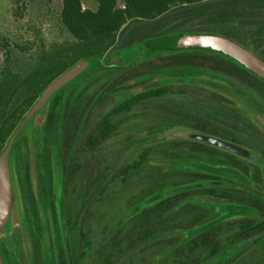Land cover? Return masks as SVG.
<instances>
[{
    "label": "rangeland",
    "instance_id": "rangeland-1",
    "mask_svg": "<svg viewBox=\"0 0 264 264\" xmlns=\"http://www.w3.org/2000/svg\"><path fill=\"white\" fill-rule=\"evenodd\" d=\"M81 1L86 8H97L96 0ZM61 9L62 0H0V70L5 59L6 46L3 38L9 42L10 49L14 48L11 52L14 57L20 50L15 47L16 43L31 45L35 50L43 43L48 45L69 39L70 34L61 22ZM198 53L189 52L192 55ZM171 55L164 53L160 56L165 58ZM145 61L146 58L138 52L135 45L110 52L100 59V65L94 66L65 86L61 93L63 103L59 108L60 124L66 118V121L70 119L81 128L72 144L63 143L58 133L46 134L44 131L48 107L36 117L32 127L22 136L17 148L21 156L19 160L23 166H28L41 220H46V211L53 197L58 210L57 193L59 190L61 192V178L77 147L98 120L120 101L138 92L159 87V79L165 80L166 86L171 87L183 86V82L192 85L196 83L192 78H210L207 76L232 82L241 90L248 87L242 83L249 82L251 86H258L257 82L237 81L220 72H202L193 66L168 63L149 70L145 79L132 78V70ZM120 77H126L127 82L118 84L116 80ZM111 84L113 85L109 87ZM248 89L251 90L247 88L246 93ZM190 98L191 96L168 92L142 102L120 116L122 123L117 131L96 150L101 168L99 185L89 187L86 180L79 177L73 197L75 205L69 210L65 206L67 223L70 222L68 233L73 258L80 259L78 264H231L229 257L241 254L244 247L251 245L250 239L237 242L231 239L228 244H223L222 251L217 256L210 258L207 247L192 250L190 242L196 235L187 238L189 230L186 231L182 224H178L183 212H174L181 208L165 212L164 218L166 216V222H169L166 225L163 217L151 221L144 218L140 221L146 212L142 209H149L145 204L134 212L136 204L142 203L143 197L156 194L166 186L167 175L163 172L166 150L163 141L164 138L171 140L172 129L165 126V123L168 118L178 122L182 114L192 112L193 107L190 105L194 101ZM72 128L74 129L73 126ZM149 148L152 152L149 156L146 153L145 160H142L144 151H149ZM14 171L18 200L13 206L12 227L8 233L2 232L3 240L10 242L8 249L12 260L21 255V244H32L26 227L25 199L16 173V163ZM84 202L87 204V211L80 227L85 233V239L80 237L79 225L75 222L78 208ZM127 212L133 215L132 219L128 222L120 220ZM169 224L172 230L163 232L162 230H166L164 227ZM147 230L159 232L144 238ZM262 235L264 239V233ZM41 242L43 260L53 264V250L48 247L45 232ZM63 246L65 249L64 238ZM31 260L29 252L28 264H34ZM66 263L68 264L67 255ZM240 264H264V242L257 245Z\"/></svg>",
    "mask_w": 264,
    "mask_h": 264
},
{
    "label": "trees",
    "instance_id": "trees-1",
    "mask_svg": "<svg viewBox=\"0 0 264 264\" xmlns=\"http://www.w3.org/2000/svg\"><path fill=\"white\" fill-rule=\"evenodd\" d=\"M96 1L97 8L93 10L84 7L81 0H62L60 18L70 34L69 39L55 41L48 45L43 43L35 50L31 45L16 43L15 47L20 50L14 57L11 54L14 48L10 49L9 42L3 38L6 47L4 64L0 70V151L40 93L59 74L81 59H96V67L100 65V59L106 54L124 50L133 45L137 46L138 52L146 58L144 64L132 70L134 79H145L152 69L167 63L193 66L202 72H220L237 81L257 82L258 86L252 85L251 88L260 91L264 97V82L236 60L220 52L205 49H163L156 48L152 44L154 39L166 35L214 32L234 39L264 60V0ZM192 51L199 53L189 54ZM164 53L172 55L165 58L160 56ZM116 82L118 84L127 82V78H117ZM159 82V87L138 92L110 108L79 144L61 178L66 210L75 205L73 197L79 177H83L89 187L99 185L101 168L96 150L117 131L122 123L120 118L122 114L131 111L133 107L146 100L161 97L168 92L180 94L188 92L193 101L207 103L202 94L191 93L195 86L171 87L166 86L165 80L159 79ZM64 88L50 100L44 131L46 134L58 133L63 143L69 145L75 141L80 126L70 119L66 121V118L60 124L59 108L63 103L61 93ZM25 133L20 136L14 146L13 162L16 163V173L25 199L29 239L32 244H38L44 253L41 240L45 232L48 247L53 250L52 256L55 259L53 264H67L56 200L54 197L50 199L45 215L46 220H41L28 166H23L19 160L21 156L17 148ZM26 196H28L27 199ZM154 207L157 210L167 211L175 208L176 203L171 202L170 205L165 206V200H161ZM86 211L87 204L84 202L79 206L75 220L79 225L80 237L83 239H85V233L80 225L86 216ZM251 213H254V208ZM69 226L70 222L66 227L68 232H70ZM211 229L193 238L192 241H198L201 244H191L192 250L198 247L209 248L210 258L217 256L223 248L222 243L214 240ZM262 233H264V218H253L249 230L236 232L235 238H232L234 242L250 239L251 245L244 247L241 254L229 257L232 260L231 264H240L257 245L263 244ZM148 235L150 232L145 231L143 237L146 238ZM4 244V256L9 264H14L8 249L10 242L5 241ZM43 264H49V262L44 260Z\"/></svg>",
    "mask_w": 264,
    "mask_h": 264
},
{
    "label": "flooded vegetation",
    "instance_id": "flooded-vegetation-1",
    "mask_svg": "<svg viewBox=\"0 0 264 264\" xmlns=\"http://www.w3.org/2000/svg\"><path fill=\"white\" fill-rule=\"evenodd\" d=\"M207 77L226 83L240 100L201 84L190 85L183 82L185 83L183 86L186 87L195 85L191 93L202 94L207 103L194 101V104L190 105L193 107L192 112L182 114L178 122L173 118L167 119L165 126L172 129L170 131L172 138L171 140L164 138L163 141L166 150L164 153L166 166L163 172L167 178L166 186L157 192L161 193V198L157 202L165 200V206L175 202L176 207L181 209L174 212H183L178 223H181L186 231L214 221V224L204 231L212 228L214 240L228 244L236 232L249 230L253 218H264V128L246 106L249 105L264 115V97L260 91L252 89L249 82L242 83L248 87L241 90L232 82L220 80L215 76ZM247 88L251 89H248V93ZM183 95L191 96L188 92ZM194 133L236 144L250 154L244 156L210 141L193 138ZM149 149L144 151L142 160H145L146 153L149 156L150 152L155 151L154 147L152 151ZM157 202L148 204L146 197H143L142 203L136 204L138 209H141L143 204L149 207L148 210L142 209L146 212L140 221L144 218L151 221L163 217L165 225L169 223L166 222V216L164 218L166 211L154 207ZM233 206L249 209L242 213L233 210ZM253 208L254 213H251ZM132 217L133 215L127 212L120 220L128 222ZM164 229L166 230H162L163 232L172 230L170 224ZM147 231L152 236L159 232ZM4 242L1 232L2 252ZM190 244L201 243L191 241ZM29 252L32 263L43 264V252L38 244H21V255L12 261L28 264ZM79 260L75 259L74 263L78 264Z\"/></svg>",
    "mask_w": 264,
    "mask_h": 264
},
{
    "label": "water",
    "instance_id": "water-1",
    "mask_svg": "<svg viewBox=\"0 0 264 264\" xmlns=\"http://www.w3.org/2000/svg\"><path fill=\"white\" fill-rule=\"evenodd\" d=\"M152 44L156 48L163 49H205L220 52L236 60L239 64H241L264 82V60L255 54L251 49L240 43H237L230 37L218 35L214 32H194L192 34L166 35L158 37L153 40ZM96 64V59H81L54 78L37 97L35 102L26 112L25 116L16 126L6 145L0 151V233L7 232L11 229L13 222V206L18 200L17 182L13 162V150L17 140L23 133L32 127L36 117L46 111L50 100L59 90L92 69ZM194 82L219 90L240 100L236 93L224 82L202 77L194 78ZM246 106L256 116L257 120L264 128V115L251 106ZM192 137L199 140L210 141L212 144L223 146L244 156L250 154L249 151L236 144L224 142L212 136L194 133ZM188 187L191 186H185V188ZM160 198L161 193H156L147 197L146 202L148 204H152L157 202ZM57 201L68 264H74L71 240L66 228L67 218L62 189L61 192L59 190L57 193ZM232 208L233 210L242 213H246V211L249 209L248 207L240 206H233ZM136 210H138V206H135L134 212ZM213 224L214 221H210L195 229H190L187 234V238L201 233ZM0 264H9L3 255L1 245Z\"/></svg>",
    "mask_w": 264,
    "mask_h": 264
}]
</instances>
